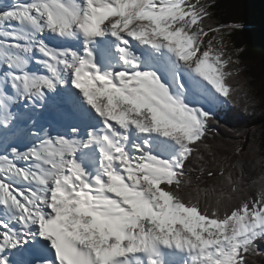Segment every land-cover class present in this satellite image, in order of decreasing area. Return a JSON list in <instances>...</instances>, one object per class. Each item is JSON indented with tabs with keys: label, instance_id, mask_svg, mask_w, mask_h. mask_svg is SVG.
<instances>
[{
	"label": "snow or ice",
	"instance_id": "snow-or-ice-1",
	"mask_svg": "<svg viewBox=\"0 0 264 264\" xmlns=\"http://www.w3.org/2000/svg\"><path fill=\"white\" fill-rule=\"evenodd\" d=\"M213 6L0 7V264H264V156L213 124L260 101Z\"/></svg>",
	"mask_w": 264,
	"mask_h": 264
},
{
	"label": "trees",
	"instance_id": "trees-1",
	"mask_svg": "<svg viewBox=\"0 0 264 264\" xmlns=\"http://www.w3.org/2000/svg\"><path fill=\"white\" fill-rule=\"evenodd\" d=\"M212 3V19L209 23L239 25L224 35L240 60L241 76L248 78L254 95L260 101L247 109L239 105H223L215 110L213 122L219 138H227L238 131L241 140L259 146L258 155L264 156V0H203ZM226 32L229 30H225ZM238 49H242L239 53ZM234 68V67H233ZM247 147V143L245 145ZM249 156L244 157V170L249 179L258 177L260 169H253ZM250 194L254 195V191Z\"/></svg>",
	"mask_w": 264,
	"mask_h": 264
},
{
	"label": "rangeland",
	"instance_id": "rangeland-1",
	"mask_svg": "<svg viewBox=\"0 0 264 264\" xmlns=\"http://www.w3.org/2000/svg\"><path fill=\"white\" fill-rule=\"evenodd\" d=\"M12 2H13V0H0V7L7 6V5L11 4ZM201 2H203V0H201ZM212 35H214V33H210L209 36L206 37V40L207 39H211ZM223 40H224V45H225L226 56H229V57L232 58V60H235L236 59V53L232 50V47L228 43V40L226 38H223ZM213 45L216 46V47H219V45H216V42L215 41H213ZM229 66H230V68H233L234 67L233 69H235V68L238 67L236 64L232 63L231 60L229 62ZM242 77L246 78L243 75H242ZM221 105H219V106H221ZM218 107L216 109H218ZM21 127H23V125H21Z\"/></svg>",
	"mask_w": 264,
	"mask_h": 264
},
{
	"label": "bare ground",
	"instance_id": "bare-ground-1",
	"mask_svg": "<svg viewBox=\"0 0 264 264\" xmlns=\"http://www.w3.org/2000/svg\"><path fill=\"white\" fill-rule=\"evenodd\" d=\"M45 117H47V116H46V115H44V117H42V118L44 119Z\"/></svg>",
	"mask_w": 264,
	"mask_h": 264
}]
</instances>
